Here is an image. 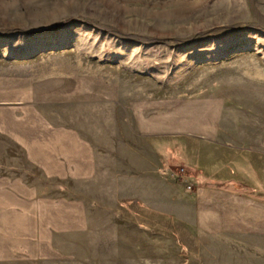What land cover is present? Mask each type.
<instances>
[{
    "label": "rangeland",
    "instance_id": "rangeland-1",
    "mask_svg": "<svg viewBox=\"0 0 264 264\" xmlns=\"http://www.w3.org/2000/svg\"><path fill=\"white\" fill-rule=\"evenodd\" d=\"M5 33L19 49L0 44L1 97L22 91L9 75L41 77L51 97L111 99L66 106L84 126L100 112L130 130L80 180L52 171L64 149L1 132L0 264L31 245L32 264H264V0H0ZM52 33L54 49L30 50Z\"/></svg>",
    "mask_w": 264,
    "mask_h": 264
},
{
    "label": "crops",
    "instance_id": "crops-1",
    "mask_svg": "<svg viewBox=\"0 0 264 264\" xmlns=\"http://www.w3.org/2000/svg\"><path fill=\"white\" fill-rule=\"evenodd\" d=\"M55 34L56 33L43 34L42 36L35 35V41L37 42L30 41V50L40 52L44 49H54V46L52 45L58 41V37L56 38ZM12 38L13 37L10 33H5L2 36V40H0V44L2 46L5 45L6 48L8 47L9 51H16L19 49L15 40L16 34L14 39ZM41 46H46V48ZM57 47L58 45L56 48ZM45 83L46 81L41 77L34 79V77L27 75L8 76L9 86L19 84V88L22 89V91L18 90V94L16 92H11L6 97L0 96V113L7 110L9 116L15 117L12 120H6V123L9 124L7 128H1L0 126V147L7 146L6 144L1 143V132H3L8 134V137H10V144L15 147L25 149L48 147L64 149L62 154L56 155L55 159L49 163L57 165L52 171L60 173L61 176H66L71 173L72 178L79 180L90 178L96 170V163H98L94 149L116 146L114 143H111L114 141L113 132H120L119 138H121V141L129 140L130 129L129 125H127V115L124 119L126 125L122 123L124 121L123 117L120 119L121 123L119 130H114L112 126H109V124H113V120H108V118H106L107 115L105 114L107 113H104V120L100 119L99 117L102 115L100 112L96 116L97 119H95V122L93 123L94 125L84 126L81 124V119H77L78 117L76 116L74 108H66V106H71V102L78 100L101 101L92 104L87 103L84 108L80 107L78 111V115L80 116V112L83 109H88L90 107L91 109H96L97 106L101 108L108 107L109 105L111 107V99L102 96L100 98L92 99L84 98L81 97L82 95L78 97L77 95H71L70 93L65 95L64 86H61L60 91L57 92L54 97H51L41 89L42 85ZM60 83H64L63 79H61ZM50 102H53L56 105V123H51L48 119L50 112L54 110L51 109L49 112ZM80 105L82 106V103H80ZM123 105L124 109H126L125 106L127 107V104H120L122 109ZM136 130L137 129L133 130L132 133L135 134ZM40 163L45 164L43 162ZM18 229L19 232L16 233L18 237L24 241H28L29 245H31L33 237L32 231L27 230L26 227ZM46 243L47 241L44 244ZM21 249L22 248H19L17 252L19 253ZM31 252L32 245L29 246L28 255L27 249L24 248L23 257L18 256L15 264H32L31 261L27 262V260H32L33 258Z\"/></svg>",
    "mask_w": 264,
    "mask_h": 264
},
{
    "label": "built area",
    "instance_id": "built-area-1",
    "mask_svg": "<svg viewBox=\"0 0 264 264\" xmlns=\"http://www.w3.org/2000/svg\"><path fill=\"white\" fill-rule=\"evenodd\" d=\"M160 169L161 172L166 175L185 181L189 187H191V185L193 184L191 180V172L183 164L173 165L170 162H162Z\"/></svg>",
    "mask_w": 264,
    "mask_h": 264
}]
</instances>
